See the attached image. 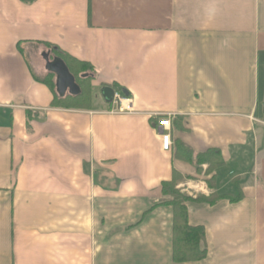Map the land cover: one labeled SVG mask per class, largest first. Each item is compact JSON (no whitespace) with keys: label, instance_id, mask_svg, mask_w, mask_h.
Returning <instances> with one entry per match:
<instances>
[{"label":"crops","instance_id":"0c3cea01","mask_svg":"<svg viewBox=\"0 0 264 264\" xmlns=\"http://www.w3.org/2000/svg\"><path fill=\"white\" fill-rule=\"evenodd\" d=\"M47 44L92 67L88 108L36 80ZM175 171L197 197L241 186L187 203L202 261L173 257ZM0 264H264V0H0Z\"/></svg>","mask_w":264,"mask_h":264},{"label":"trees","instance_id":"16d2710c","mask_svg":"<svg viewBox=\"0 0 264 264\" xmlns=\"http://www.w3.org/2000/svg\"><path fill=\"white\" fill-rule=\"evenodd\" d=\"M45 46L54 52L55 58L64 62L80 88V93L78 95L71 96L73 99H70V104H63L56 98L53 106H70L77 109L88 108L91 105L92 86L87 72H90L92 67L88 63L77 60L59 49L56 50L51 44ZM36 80L39 79L36 78ZM41 81L46 82L45 80ZM47 85L54 91V85L48 82ZM65 99H69V97ZM57 101L60 103H56ZM78 102H80L79 105ZM203 164L208 165L205 175L209 176L222 168L225 162L220 151L209 150L199 155L197 158L198 173H201L200 167ZM182 179L183 177L175 171L172 180L162 184V193L165 197L169 198L164 204L169 205L173 210V257L174 260L179 263L202 261L207 257L206 230L203 226L190 225L187 203L195 201L213 205L225 199L234 203L243 199V193L240 190L241 186L238 184L239 193L237 196H220L213 193L207 197L199 195L196 198H192L176 190L178 182Z\"/></svg>","mask_w":264,"mask_h":264},{"label":"water","instance_id":"95a60500","mask_svg":"<svg viewBox=\"0 0 264 264\" xmlns=\"http://www.w3.org/2000/svg\"><path fill=\"white\" fill-rule=\"evenodd\" d=\"M47 60V68L50 72L56 75V87L58 93L63 96L69 93L76 96L80 93V88L76 84L74 77L70 73L64 62L58 58L49 60L48 55H45ZM127 95L126 92H124ZM102 95L107 102H112L114 97V90L110 87H105L102 91Z\"/></svg>","mask_w":264,"mask_h":264},{"label":"built area","instance_id":"2783aa9c","mask_svg":"<svg viewBox=\"0 0 264 264\" xmlns=\"http://www.w3.org/2000/svg\"><path fill=\"white\" fill-rule=\"evenodd\" d=\"M124 101H129L127 98L122 97L119 93H115L114 94V98H113V106L115 107L114 110H112V113H127L130 112L131 109L129 107L128 103L126 106L123 105ZM159 127L162 129V141H163V149L165 151H169L171 146H172V138L170 135V129H171V120L169 116H165L163 117L160 121H159ZM192 184V183H191ZM180 188V190L182 192H187L190 195H192L193 197H195L194 195L197 196L196 193L194 192H200L201 189L197 184H193L192 186L190 185V183H186L183 186L178 187Z\"/></svg>","mask_w":264,"mask_h":264},{"label":"rangeland","instance_id":"374dc122","mask_svg":"<svg viewBox=\"0 0 264 264\" xmlns=\"http://www.w3.org/2000/svg\"><path fill=\"white\" fill-rule=\"evenodd\" d=\"M47 50H50V49H47ZM50 51H51V57H52V59L55 58L54 52L52 50H50ZM41 55H42L41 52H39V51L36 50L35 56H32L31 57L32 58V62H34V64L37 66V69L38 68H42V69H38L39 71L40 70H43L45 68V61H44V59L42 58ZM36 78H38L39 80H45L46 82H44V83H46V85H47V82L48 83H51L52 85H54V90H55L56 76L54 74H52V73L50 74L49 73L48 75L43 76V77L42 76L41 77L36 76ZM67 97H69V99H65V100H63V102L62 101H60V102L63 103V104H70V101H71L70 99H73V98L71 96H67ZM91 101H92V96H91ZM60 102L57 101L56 103H60ZM79 103L80 102H78V105H79ZM176 190L181 191L180 188H178V186H176ZM181 193H183L185 195H188V196L194 198L192 195H190L187 192H182L181 191ZM194 196H196V195H194Z\"/></svg>","mask_w":264,"mask_h":264}]
</instances>
